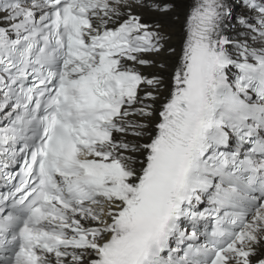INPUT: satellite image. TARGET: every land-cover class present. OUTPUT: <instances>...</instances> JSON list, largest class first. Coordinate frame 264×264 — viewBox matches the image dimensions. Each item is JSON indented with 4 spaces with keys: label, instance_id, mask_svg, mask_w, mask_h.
<instances>
[{
    "label": "snow or ice",
    "instance_id": "6c2138e0",
    "mask_svg": "<svg viewBox=\"0 0 264 264\" xmlns=\"http://www.w3.org/2000/svg\"><path fill=\"white\" fill-rule=\"evenodd\" d=\"M0 264H264V0H0Z\"/></svg>",
    "mask_w": 264,
    "mask_h": 264
}]
</instances>
